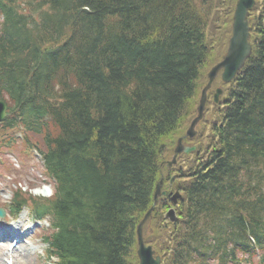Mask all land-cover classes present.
<instances>
[{
	"label": "trees",
	"instance_id": "16d2710c",
	"mask_svg": "<svg viewBox=\"0 0 264 264\" xmlns=\"http://www.w3.org/2000/svg\"><path fill=\"white\" fill-rule=\"evenodd\" d=\"M13 1L0 0V88L26 118L48 112L57 126L44 155L57 180V264H135V228L152 203L165 141L190 112L212 53L203 37L212 0L170 8L165 0H32L36 21ZM252 16L253 54L217 107L207 155L178 176L169 236L159 224L167 198L153 210L160 242L146 243L161 264H224L248 235L264 234V0ZM163 23L168 32L150 41Z\"/></svg>",
	"mask_w": 264,
	"mask_h": 264
},
{
	"label": "rangeland",
	"instance_id": "374dc122",
	"mask_svg": "<svg viewBox=\"0 0 264 264\" xmlns=\"http://www.w3.org/2000/svg\"><path fill=\"white\" fill-rule=\"evenodd\" d=\"M221 0H215L212 3V8L211 11L209 13V17L207 20V29L209 31L212 30V28L209 29V27H212V22L213 21H226L227 18V12H228V6H226V8H222L221 7ZM261 2L260 1H256V5H260ZM254 10L252 11V15H253ZM221 37V33H219L217 36L214 37L213 39V46L211 48L212 53L211 55L208 57L209 60H207L205 66L201 69V74L199 75V79L197 80V88H196V95L194 97L193 102L197 103L198 100V96H199V92L201 87L203 86V84L205 83V74L208 70V68L214 63L216 62L218 59H220V56H222L224 50H225V44H223L221 42V44L219 43V39ZM219 83V77L216 78L212 90L218 85ZM208 102L206 104V109L204 111V115L202 120L197 124L196 126V136L192 139H188L187 138L185 140L189 141V144H195L197 147V153L199 155H207L208 150H210V141H211V135L209 134V129H208V121L211 118V96L212 93H208ZM187 106L190 107V103H187ZM193 112L191 111L189 114H185L184 116H182L180 122H179V127L177 129L176 134L172 135L170 138H168V140L165 141L166 145L173 147L174 144L177 142V138L178 137H183L188 129L189 126V122H190V118L192 117L191 114ZM172 150V148H171ZM8 153H12L13 155H15V158H12L8 155ZM32 153V152H31ZM171 153V151H170ZM170 153H168V157L170 155ZM167 157V158H168ZM16 161V164L18 166V168L22 169V175L21 176H17V178L21 179V182L23 185L27 186L29 185L30 187L37 188V187H41V182L42 179L39 177L40 176V172H39V168H38V163L39 162V158L37 156H34L28 152H26V154L23 155H19L18 153H16V151L14 150V148H3L2 146L0 147V187L1 186H6L9 184L11 178L9 175H5L8 172L10 173L11 169L9 167V165L6 162H10L14 165L13 161ZM194 161V157L192 154H188V155H180L179 159H177L176 165H174V169L167 172L166 176L168 177L172 172L177 171V170H182V169H186L187 167H192L195 163H193ZM11 168H13L11 166ZM12 177L14 175H11ZM167 183V179L164 180V185H166ZM167 189H170L167 188ZM5 196H11V193L9 190H7V193L5 194ZM2 197H0L1 199ZM150 222H155L154 219H151L147 224L146 227L143 230V236L144 238H148L150 240H152L154 242V244L159 245L160 239L157 233V228L155 227L154 229H152V231H148V227H152V224H150ZM150 224V225H149ZM161 224H165V226H162L161 230H160V235L163 236H169L172 232V228H171V223H166L165 220H163V222L159 223ZM161 255V253H160ZM38 257L37 260H33L32 264H41L43 263L46 259L43 258L42 254L36 255ZM46 264V263H45Z\"/></svg>",
	"mask_w": 264,
	"mask_h": 264
},
{
	"label": "water",
	"instance_id": "95a60500",
	"mask_svg": "<svg viewBox=\"0 0 264 264\" xmlns=\"http://www.w3.org/2000/svg\"><path fill=\"white\" fill-rule=\"evenodd\" d=\"M253 0H237L232 16V23H231V36L228 40V46L226 53L224 54L221 61L217 62L214 66L211 67L209 72L207 73L208 82L205 85V87L201 91V98L199 100V105L197 106V113L198 116L192 120L191 127L197 120V118L201 115L202 107H203V101L205 96V91L209 87L211 80L215 77L218 70L222 69L221 78L223 81H228L233 77L236 70L240 68L243 63L244 59L249 55L250 53V46L247 42L248 38V27L246 24V14L247 10L252 6ZM2 113L0 109V114ZM191 132V131H189ZM191 147H186L181 145L179 142L175 148V152L178 151H189L191 150ZM164 193V192H162ZM159 194V184L155 187V192L153 199H156V196ZM178 193L175 192L174 195L171 197L172 201L175 202V199L177 197ZM152 210V207L147 210V212L144 214L143 218L138 222L136 227V238H137V256H138V264H159V258L152 257V250L150 246H144L143 240H142V224L146 220V218L149 216L150 212ZM166 217H168L170 220L174 218L173 210L169 209L166 214Z\"/></svg>",
	"mask_w": 264,
	"mask_h": 264
},
{
	"label": "bare ground",
	"instance_id": "6f19581e",
	"mask_svg": "<svg viewBox=\"0 0 264 264\" xmlns=\"http://www.w3.org/2000/svg\"><path fill=\"white\" fill-rule=\"evenodd\" d=\"M173 0H165V5H166V8H170L171 7V3H172ZM221 7L222 8H226V6H230L232 0H221ZM227 7V8H228ZM139 10V12H141L140 8L138 7L137 9L134 10V12L136 13L137 11ZM180 14V9H178L176 11V13L174 15L171 14V19L173 18V16L175 17L176 14ZM162 19H164L163 15L161 16ZM107 19V17H104L103 20L101 21V24H99L96 29H99L100 26L104 25V21ZM140 21L143 20V18H139ZM108 21V20H107ZM193 23H191V25H196V21L194 22L192 20ZM212 27H209L212 28L211 31H209L207 29V26L209 25H206L205 28H204V31H203V37H204V43L206 44L207 46V49H210V47L212 48V41L214 39L215 36H217L219 33H221L225 28H227L228 26V21L224 20V21H213L212 23ZM153 28V27H152ZM168 27L165 25V23H163L162 25H158L155 29H154V32L156 34L155 37H151L150 38V41L154 40V39H160L159 36H163V34H165L166 32H168ZM200 32H197V34L199 35V38L201 39V33L199 34ZM261 41V40H260ZM210 52L209 51H206V56H210ZM215 107V105H214ZM209 134L212 136V130H209ZM178 237H183V234H178ZM134 247L131 248V255L129 256V260H133L135 258V251H136V246H137V238H135V242H134ZM6 244V242L4 243ZM12 255L14 256V259H15V264H32L31 261H30V254L28 251H26L24 248L20 249V248H12L10 249ZM3 258V254L0 253V264H3L2 262V259Z\"/></svg>",
	"mask_w": 264,
	"mask_h": 264
}]
</instances>
